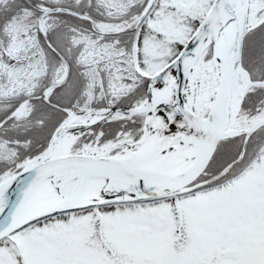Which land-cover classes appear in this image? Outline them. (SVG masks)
I'll use <instances>...</instances> for the list:
<instances>
[{"label": "snow or ice", "instance_id": "6c2138e0", "mask_svg": "<svg viewBox=\"0 0 264 264\" xmlns=\"http://www.w3.org/2000/svg\"><path fill=\"white\" fill-rule=\"evenodd\" d=\"M0 264H264V0H0Z\"/></svg>", "mask_w": 264, "mask_h": 264}]
</instances>
